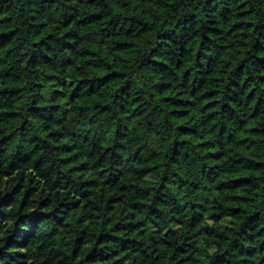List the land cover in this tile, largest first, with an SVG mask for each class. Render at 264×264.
I'll list each match as a JSON object with an SVG mask.
<instances>
[{"label":"trees","instance_id":"obj_1","mask_svg":"<svg viewBox=\"0 0 264 264\" xmlns=\"http://www.w3.org/2000/svg\"><path fill=\"white\" fill-rule=\"evenodd\" d=\"M0 264H264V0H0Z\"/></svg>","mask_w":264,"mask_h":264}]
</instances>
